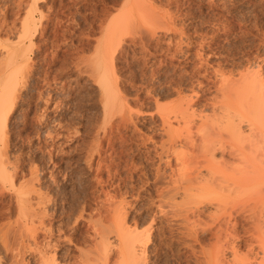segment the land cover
I'll use <instances>...</instances> for the list:
<instances>
[{
    "label": "rangeland",
    "instance_id": "1",
    "mask_svg": "<svg viewBox=\"0 0 264 264\" xmlns=\"http://www.w3.org/2000/svg\"><path fill=\"white\" fill-rule=\"evenodd\" d=\"M126 6L128 24L116 28ZM0 59L8 153L47 200L52 236L38 240L59 244L57 262L93 257L105 239L112 262L120 240L144 229L143 264L232 260L225 185L210 177L238 174L250 133L245 120L238 134L213 118L223 79L257 73L264 85V0H0ZM104 77L117 91L109 112ZM211 137L226 149L203 152ZM224 159L235 163L221 169ZM259 182L264 194V175ZM206 186L213 191L197 196ZM3 209L15 218L8 190ZM248 226L236 223L248 239L238 256L258 264ZM0 256L10 258L1 243Z\"/></svg>",
    "mask_w": 264,
    "mask_h": 264
},
{
    "label": "bare ground",
    "instance_id": "2",
    "mask_svg": "<svg viewBox=\"0 0 264 264\" xmlns=\"http://www.w3.org/2000/svg\"><path fill=\"white\" fill-rule=\"evenodd\" d=\"M130 11H132V9L128 6L121 8L122 15L113 23L116 28L128 24V21H126L127 18L125 19V17ZM1 64L2 61H0V69ZM98 69L100 71L101 64L98 65ZM239 76V78L234 80L223 79L221 81L220 91L223 94L224 102L219 104L220 115L215 116L213 119L214 122H220V124L224 126L230 127L231 125L232 129H235V132L238 134L241 131V122L243 120L246 121L250 134L243 137L246 141V145L244 143L236 155L238 156L236 161L238 164H242V167L236 175H227V177L223 178L211 175L210 180L219 187L225 185L223 187L224 197L229 204V218L226 222V230L234 235V239L231 241L233 257L230 262L227 260V264L235 262L237 257V261L240 259L243 264H251L250 262L247 263L241 260L240 256H238L240 245L243 242L246 243V240H248L245 235L237 231L236 223L238 221L243 224V226L245 224L247 226L249 225L247 232H250L251 237L256 238L259 242L262 255L260 258L264 263V236L262 235L261 229L262 226L264 227V194L261 192L263 189L259 187V180L264 175V85H262L261 80L257 77V73L250 77L245 75ZM99 84L105 110L109 112L110 105L116 100L117 91L113 83L105 79V77L99 80ZM1 97L0 95V193L4 192V190L11 192L15 200L16 216L11 220V216L8 215L10 213L9 211L7 214V212H5L7 210H0V243L5 252L10 255L9 260H5L3 256H0V264H30L29 261H25L24 257L27 251L36 253L37 262H35V264H60L57 262L58 260L56 257V250L59 244H51L50 242L40 244L38 240L39 231L49 234V237L52 236V229L47 227L44 221V205L46 198L41 194L39 189L35 188L32 179H19L23 173H20L17 162L13 160L15 157L10 158L8 153L9 141L7 140L6 132L9 107L4 103ZM236 103H238L239 106L234 108ZM234 116L237 118L236 120L233 118ZM189 120L190 119L187 121ZM187 121L184 122L189 126ZM206 141H208L209 144L202 145L205 147L203 152L214 155L215 151L221 150L223 152L224 149H226L227 144L224 141L222 142L220 138L211 137ZM259 146L261 147L259 148ZM258 149L262 151V157L259 158H257L256 151ZM234 163L235 160L230 162L228 159H224L221 161V169L233 165ZM222 181L225 182V184H221ZM209 190L212 189L207 186L203 187L196 195L199 197L206 196L204 194ZM219 196L220 193L214 191V197L219 199ZM23 226L26 227L24 228ZM216 233H218V229ZM148 236L147 229H144L141 232L135 231L129 237L121 239L117 256L115 255L116 257H113L114 260L112 262L108 260V257L107 259L105 258V256H107L105 250L108 248L107 245H109L105 236V241L101 238L103 241L97 246L98 248L102 244L100 247V250L102 249V254L99 253V248L97 254V249H94L93 253L96 256L99 254L97 258H99V260L101 259L100 261L94 255L92 257V255L88 256L87 253L80 252L78 255H75V257L73 256V260L64 261L66 262L64 264H143L144 262L141 260L142 251L140 253L139 250ZM191 237L195 239L199 238L196 233ZM216 237H220V235L216 234ZM235 238L237 240H235ZM261 262L258 264H261Z\"/></svg>",
    "mask_w": 264,
    "mask_h": 264
}]
</instances>
